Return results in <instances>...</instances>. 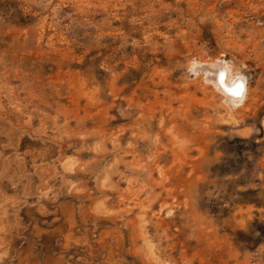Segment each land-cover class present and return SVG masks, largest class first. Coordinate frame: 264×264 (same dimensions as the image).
<instances>
[{"label": "rangeland", "instance_id": "374dc122", "mask_svg": "<svg viewBox=\"0 0 264 264\" xmlns=\"http://www.w3.org/2000/svg\"><path fill=\"white\" fill-rule=\"evenodd\" d=\"M237 61L243 107L212 78ZM261 121L264 0H0V235L33 234L24 264H264Z\"/></svg>", "mask_w": 264, "mask_h": 264}, {"label": "clouds", "instance_id": "9594fccd", "mask_svg": "<svg viewBox=\"0 0 264 264\" xmlns=\"http://www.w3.org/2000/svg\"><path fill=\"white\" fill-rule=\"evenodd\" d=\"M210 47H214V45H210ZM226 58L232 59L230 56ZM235 66L240 72V83L236 84L232 95L240 100L237 107H243L244 103H246L252 95V85L255 81V69L239 61L236 62ZM261 123H264V121H261ZM260 221L264 223V219ZM21 227L23 228V226ZM245 234L252 236L253 241L256 237L260 236L258 232L253 235L251 231L245 232ZM13 239L15 240V244L10 245L3 242V235H0V264H24V260L22 259L23 253L37 251V248H34L33 245L34 243L38 244V242L27 228H23L22 231H17ZM259 245H264V238L261 239L258 246ZM42 259L43 257L41 256V260Z\"/></svg>", "mask_w": 264, "mask_h": 264}, {"label": "bare ground", "instance_id": "6f19581e", "mask_svg": "<svg viewBox=\"0 0 264 264\" xmlns=\"http://www.w3.org/2000/svg\"><path fill=\"white\" fill-rule=\"evenodd\" d=\"M204 67H206V66H204ZM210 68H211V66H210ZM214 68H215V66L212 69H214ZM231 74L232 73H229V68H227V67H223L221 69L216 70L214 72L213 76H212V78L215 81V84L216 85L215 84H213V85L218 86V87L224 89L226 92H229V98L231 99V101L234 104H238V103H240V100L237 97H235V96L232 95L233 89L235 88L236 85H234L235 82L232 80L233 76ZM230 76H232V78ZM238 83H240V82H237V84ZM218 87H216V88L218 89Z\"/></svg>", "mask_w": 264, "mask_h": 264}]
</instances>
